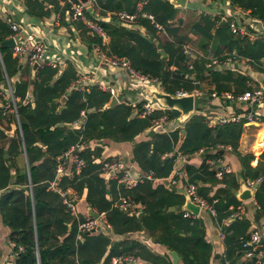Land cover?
Here are the masks:
<instances>
[{
  "label": "trees",
  "instance_id": "1",
  "mask_svg": "<svg viewBox=\"0 0 264 264\" xmlns=\"http://www.w3.org/2000/svg\"><path fill=\"white\" fill-rule=\"evenodd\" d=\"M59 1L61 0H24V6L26 12L34 18L49 17L51 9L49 10L48 5L54 7V12L63 16L66 11L68 12L69 5L60 6ZM228 1L231 6L249 12L250 17L264 22L263 0ZM140 4L142 12L153 16L154 22L162 26V31L169 37V40L162 42L157 36L154 25L147 19L139 21V25L145 29V35L127 30L116 22L111 24L99 21L97 24L102 27L109 39L107 45L102 47L106 55L126 58L133 70L151 79H157L162 90L172 96L178 92L191 94L200 88L199 82L205 80L212 86L211 91L216 95L226 92L238 95L249 89L247 76L232 71L215 70V67L208 70L205 65L209 61L197 56L193 59L184 54L180 24L168 25V21L176 17L178 9L168 1L94 0L95 8L101 16H105L106 13L113 15L121 11L132 14ZM114 19L116 20L115 16ZM80 27L83 35L87 34L86 28ZM191 31L202 39L201 49L205 50L209 43L213 44L215 58L220 63L224 62L226 56L233 52L258 65L264 61V41L262 39L258 38L250 42L245 37L234 35L230 31L229 24L221 23V20L216 17L206 14L199 15L198 21L191 26ZM10 35H12L10 26L0 21V42ZM89 41L92 44L101 45V40L96 35H93ZM156 43L160 45V50L165 56L160 54ZM0 55L7 79L21 68L24 70L22 83L14 85L15 97L23 101L27 95L28 86L30 84L33 86L34 108L32 109L29 103L16 105L20 129L24 131V136L30 126L31 129H36L39 134L47 138L43 143L47 145L49 157L54 159L50 161L54 169L58 164L57 156L62 157L77 144L104 139L114 142H133L137 135L152 128L153 121L163 115H166L168 120L179 116V113L174 110H165V112L156 111L144 118H129L133 111L129 105L119 104L105 108L111 100V95L101 90L98 85H93L88 90L81 87V84L76 88L78 76L71 64H67L60 74L57 66L52 68L45 64L38 72L36 71V79L31 81L28 77V63L12 58V50L2 49ZM189 63L192 69L188 68ZM2 79L0 71V80ZM63 97H66L64 108L57 113V107ZM136 107L137 111L141 112V103ZM25 114H28L30 125H26L23 120L22 116ZM80 120L83 122L78 130L67 129L65 126ZM210 124H212L211 119L197 110V113L191 116L183 126V135L181 130L169 134L157 133L151 142L135 144L133 160L140 170L151 174L154 180H164L173 171L178 156L191 157L202 151L204 157L198 168L186 164L182 170L187 174L189 183L222 185L211 198L208 197L207 190L200 188L199 184L196 185L197 194L200 197L208 202H212L213 199L217 200L214 204L216 220L218 224H222L233 212L230 207L236 208L239 205L233 192L237 190L238 182L233 174L216 170L217 164L210 169L206 161L216 162L221 157L218 153L221 151L219 148L229 147L237 153L242 126L234 123ZM57 125H62V127ZM64 132L66 135L61 141L60 138ZM3 155V153L0 154V169L8 178L9 168L2 166ZM92 155L88 150L77 155L78 158L84 160L85 165L78 176L69 180L70 185L71 187L73 185L78 194L84 188L87 190L86 202L99 213L105 214L106 223L112 233L129 235L142 231L147 239L158 240L161 246L177 253L183 264H209L211 249L205 240L202 221L186 218L182 212L168 211L170 207H180L184 204L181 194L174 193L163 185L151 189L152 181L145 180L134 190L146 185L147 189H150L152 200H139L134 199L131 192H125L114 181L111 184L114 197L108 201L106 199L108 190L97 172L100 166L92 163ZM251 159L250 156L241 158L240 177L243 180H256L260 175L264 177V152L254 168L250 166ZM216 172H222L221 179L216 178ZM52 180L53 177L47 179L48 182ZM48 182L33 188L36 236L30 232L32 222L29 199L26 202H11L8 207L2 205L0 207L3 221L11 230V243L15 247L24 248L23 252L18 253L14 264H110L111 259L117 256H133L149 264H170L168 257L154 254L145 244L135 240L125 239L111 246L105 235L99 234L96 237H85L83 242H77V226L72 225L70 229L68 228L69 219L65 213V207L55 191H47ZM60 184V187L64 189L63 182ZM6 186L7 182L2 188ZM27 190L28 188L25 187L24 190L9 192L4 197V202L6 203L11 196L23 198L24 191ZM116 193L117 195L118 193L128 195L134 203L143 205L142 216L129 215L128 209L120 210L114 206ZM45 199H48L49 203H46ZM254 201L258 208L257 215L263 216L264 179L255 191ZM42 212L48 213V216L41 217ZM62 213L63 216H61ZM53 226H55L54 230H52ZM249 226L248 221L240 218L231 222L229 229L224 231L225 260L230 264H236L238 259L250 249V247L242 246L248 238L245 235ZM109 245V253L101 262ZM14 250L16 251V248ZM259 250L264 252V246L260 245ZM245 261V264H256L255 259Z\"/></svg>",
  "mask_w": 264,
  "mask_h": 264
},
{
  "label": "crops",
  "instance_id": "2",
  "mask_svg": "<svg viewBox=\"0 0 264 264\" xmlns=\"http://www.w3.org/2000/svg\"><path fill=\"white\" fill-rule=\"evenodd\" d=\"M66 4L67 0L59 1L60 6ZM47 7L49 8V10L51 9L50 16L47 18L38 19L30 16L26 12L24 0H0V21L6 23L8 26H10V24L12 23H17L19 24L22 30V35L32 34L36 37L37 40L43 42L46 47L44 62L48 66L51 63L56 64L59 69V74L62 73V71L66 68L67 64H71L74 67L76 75L81 80L82 86L85 89L88 90L91 86L102 83L113 87L116 90V98L118 102L117 105H129L133 109L132 114L129 118H141L138 115L139 112L137 111L136 106L140 103H146L150 99H148V97L140 91V88H138L137 86H133L131 81L124 82L118 71H110L107 67L97 62L95 57V49L98 45L92 44L89 41V39L93 37L92 35L88 33L83 35V31L80 27L83 25L80 22L72 20L70 18V14L67 11L63 16H60V13L53 11L54 7H52L51 5H48ZM138 7H141V4L138 5ZM177 9L178 13L176 17L169 20L168 25L177 26L180 24V29L182 32L181 37L183 38V49L188 52L186 53V56L193 59L196 58V56L199 58H203L206 61L216 59L214 55L213 44L209 43L205 50L201 49L200 46L202 44V39H200L199 36H197L191 31V26L198 21V17L201 14L216 17L221 20V23L230 24L231 22H233L236 24L244 25L249 35L256 37H261L262 35H264V22L258 21L250 17L249 12L231 6L228 0H187L184 9ZM85 13L90 17H88L89 19H92L96 23L99 21L111 24L116 22V20L114 19L115 14L112 15L111 13H106L105 16H101L99 14L98 10L95 8L94 0L92 1L91 6L88 7ZM139 21L140 20H137L136 23L131 25L122 26L125 27L127 30L139 32L140 34L145 35V29L144 27L139 25ZM157 36L162 42H166L167 40H169V37H167V35L163 33V31L157 32ZM9 39H11V35L5 37L3 41ZM247 39L250 42H253L258 38L254 40H250L249 38ZM4 49L12 50L11 48ZM0 50H2V48H0ZM11 57L15 58L13 54L11 55ZM245 60L246 61H243L242 64H226L224 62H221L218 66L215 67V70L216 68H218L217 70L232 71L247 76L249 79L248 90H252V88L264 89V61H262L261 64L258 65L246 58ZM190 63L192 62L190 61ZM243 66H246L248 68L246 70L247 75L243 74L240 71L244 68ZM31 68L32 66L29 65L28 77L31 81H33L34 79H36V76L32 74ZM0 71L3 78L2 80H0V154H4L2 166L9 168L8 178L4 176V171L0 169V207L1 205L3 207H8L11 202H26V200L29 199L31 205L32 222V230L30 232L33 233L34 236H36V219L34 213L33 188L48 182V177H53V180L48 182L50 190L48 187L47 191H53L51 189L52 184H55L56 187L61 188L62 186L60 187V183L63 182L62 185L64 186V190L69 189L76 192V190L73 188V185L71 187L70 181L75 176H78L81 170L78 174L74 173V164L72 163V161L69 160L68 165L65 167V172L63 174H58L56 168L54 169V167L50 163V161H54V159L49 157V155L47 154V145L43 143V141L47 138H44L41 134H39L36 129H31L30 126L28 127L23 136L24 131L22 132V130L20 129V120L17 114V110L16 113L6 111V107H12L13 104L17 105L19 103H22L24 105L29 103L31 105V108L33 109L35 106L32 97L33 86L31 84L28 86L26 91L27 95L25 99L21 101V99L14 96V85L22 83L21 79L23 77V74L25 75L24 70L21 68L7 79L2 62L0 60ZM37 72L35 74H37ZM116 74L119 75L120 82L114 81L113 77ZM198 86L200 88L195 92H199L202 96H194L195 100L200 101V108L195 109L194 114L197 113V110H200L203 115H206L209 119H211L212 124H226L222 123V120H226L228 117H231L233 115L247 112L248 110H251L254 112L255 115L260 116L261 123H259L258 125L256 123L247 124L245 126L240 124L242 126V133L239 139L237 153H234L229 147L219 148V150L223 152L222 155L219 154L221 157L217 159L216 162L211 160L206 161L210 169H212L213 166L217 164L216 170L223 171L227 174H233L236 177L238 182V188L237 190H233V192L235 197L237 198L238 193L240 191V185L242 183L246 184L247 182L255 180H243L240 177L242 170L241 158L250 156L252 158L250 160V166L254 168L257 166L258 162L260 161L261 155L264 152V104L261 106H256L255 108L253 107L254 109L252 110V108L249 109L246 103L244 104V102H225L221 96L222 93L220 95H216L215 92L211 91L212 86L208 84L207 80L199 82ZM191 94H194V92ZM212 94H215L216 96L212 97ZM209 97H211L212 99L207 100ZM63 98L66 99V97ZM205 100L207 101L204 104ZM64 103L59 104L56 111L57 113L63 110ZM60 108L62 109L60 110ZM165 110L168 109L162 108V111L165 112ZM81 115L84 116V113L81 112ZM22 117L26 125H30V122L28 120V114H25ZM176 120L177 118L167 121L164 126L165 133L163 134H169L177 130L182 131L183 126L189 119L183 124H178ZM34 122L35 121L33 120V123ZM82 122L83 120H80L73 124H66L65 126L67 127V129L78 130L82 126ZM57 126L62 127V125ZM151 131L153 132L152 137L149 136V132ZM157 133L161 132L154 131L153 129L151 130V128L147 129L143 133L137 135L134 138L133 142H114L109 139L93 140L87 143L80 144L82 145V150L80 152L85 150L90 151L93 154L91 156L92 163L99 166L105 161L114 158L119 159L124 166V170L128 172L129 176L133 178L141 177L144 174L148 173H144L142 170H140L137 163L133 160V150L135 144L139 142H151L152 138ZM65 135L66 132H64V134L61 136V141L63 140ZM80 152H77L76 155H78ZM203 157L204 154L202 151L191 157L178 156L176 165L174 166L170 176L164 180L153 179L152 183H150L151 189H154L159 185H163L165 188H168L171 191V188L173 186H170V182L172 179H176L179 181L175 188L183 190L185 184L189 183L187 174L182 170L183 166L188 164L198 168L202 164ZM57 158L59 157L57 156ZM82 161L85 165L84 160ZM56 162H59L58 159L56 160ZM97 172L98 176L103 180L104 185L108 190L106 199L110 201L114 197L112 196L111 191V184L112 182H114V180L111 179L109 174H105L104 172H102L101 169H99ZM217 173L219 172H216V174ZM177 174H179V177L177 176ZM221 177L218 179H221ZM20 180H22V182ZM5 182H7V186L5 188H2ZM166 182L168 183V185L165 184ZM197 184L199 183L196 182L194 185L196 186ZM198 186L207 190V195L210 198L215 194L216 190L222 187V185L216 186L209 183L199 184ZM25 187L28 188V190L24 191L23 198L11 196L6 203L4 202V197L8 195L9 192L14 193V191L17 190H24ZM134 188L123 189L125 190V192H131V195L134 199H143L146 201L152 200V197L150 195V189H147L146 185H143L136 190H134ZM257 188L258 186L256 187V189ZM196 189H198L197 186ZM256 189H254L253 191V198L251 201L240 202L237 198V200L239 201V205L236 208L230 207V210L234 211L240 206L244 208V214L241 219H245L250 224L245 236L249 237V233L252 230L260 231V245L264 246V215H257L258 208L256 207V203L254 201V194ZM77 195L79 196V198L76 203V206L79 218L83 219L90 216L88 214V211L90 209L96 214H101L86 202L87 190L85 188L81 191L80 194L77 193ZM181 195L183 196L185 203L186 196L184 193ZM119 197H128L132 201L130 196L122 195L120 193H118L117 195L116 193V200L113 204L114 206ZM44 201L46 203H49L48 199H45ZM134 205L135 206L133 210H129V215H138L139 217H141L143 205H141L140 203H135ZM64 209L65 213L68 215L69 220L67 222V226L70 229L72 225L75 226L77 224V221L73 220L70 217L69 212L66 208ZM185 212L188 211H184L182 213ZM191 215L194 217V219H200L204 225L205 240L210 245L211 249V258L209 264H225L226 262L230 264L229 261L225 260L226 246L224 243V238L221 239L220 234L221 231L224 232L225 230L229 229L230 223L234 222V220L236 219H233L230 216L227 220L223 221L222 224H218L216 220V214L215 216H211L206 211L200 209L197 216H194L193 214ZM255 215H257V218L255 217ZM43 216L47 217L48 213L42 212L41 217ZM61 216H63V213L61 214ZM54 229L55 226L52 227V230ZM10 234L11 230L3 221V214L0 211V264H14V261H12L10 257L12 253V243L10 240ZM99 234L105 235V238L109 240L111 246L116 243L122 242L125 239L141 242L145 244L154 254L168 257V262L170 264H173L171 257L167 253L169 250L161 246L159 243L155 244L154 242L156 240L154 241L151 239H147L145 233L142 231L129 235H116L111 232V228L109 227L107 232L101 231L91 235H86L85 237H96ZM84 238L80 242H83ZM110 245L106 248L105 253L102 256L101 262L108 255ZM124 257L134 258L136 260L135 264H149L133 256ZM114 258L116 257H113L112 259ZM247 259L248 258L241 257L240 259H238L236 264H245V260ZM176 264H183L179 256L178 262Z\"/></svg>",
  "mask_w": 264,
  "mask_h": 264
},
{
  "label": "built area",
  "instance_id": "3",
  "mask_svg": "<svg viewBox=\"0 0 264 264\" xmlns=\"http://www.w3.org/2000/svg\"><path fill=\"white\" fill-rule=\"evenodd\" d=\"M23 1V0H19ZM93 0H89L87 4H81L78 1L74 0H67V4L69 5L68 13L70 14V18L74 21L80 22L88 31L87 33L90 35H96L101 40V45L97 46L95 49V57L98 63L102 64L105 67H110L111 69L118 68V72L120 73L122 79L124 82L131 81L133 86H137L138 88H154L158 85L161 86L160 82L157 79H151L148 76L142 75L135 70H133L130 66L129 61L126 58L123 57H117V56H109L106 55V53L103 51L102 47L106 46L108 43V37L105 33V31L102 29L101 26H99L95 21L92 19H89L86 16V10L89 6H91ZM116 22L120 25H131L137 22V20L140 19H147L151 22V24L154 25V28L157 30V32H160L163 30L162 26L159 24H156L154 22V18L152 15H149L145 12H142L141 7H138L136 12L134 13H127L125 11L117 12L115 15ZM230 31L232 34L249 38L250 40H254L256 38H260L264 41V35L261 37H256L249 35L247 32V29L244 25L236 24L231 22L229 24ZM10 29L12 32L11 38L14 40V46L12 48V54L19 62H25L28 63L30 66H32L35 63H40L39 68H41L43 65H45L44 58H45V44L41 42L40 40H37L36 37L32 34H25L22 35V30L17 23L10 24ZM184 54L188 53L186 50L183 49ZM243 61H246L245 59L239 57L235 53H232L228 56H226V59L224 63L226 64H242ZM248 61V60H247ZM249 62V61H248ZM219 60L211 59L207 64L205 65L206 69L212 70L214 67L219 65ZM49 66L52 68H55L57 65L51 63ZM244 68L240 70L243 74H246V70L248 69L246 66H243ZM189 69H192V66L189 64ZM247 75V74H246ZM82 83L81 80L78 78L76 82V88ZM196 84V83H194ZM99 88L105 92H108L111 97H116V90L113 87H110L109 85L102 83L98 84ZM10 88V86H9ZM175 95L178 96H185L188 95L187 93H176ZM194 96L201 97L202 95L199 92H194ZM215 94H212V97H215ZM223 100L225 102H244L248 106L249 109L255 108L256 106H261L264 104V89L260 88H252V90H247L243 94L235 95L232 92L222 93L221 94ZM150 99V98H148ZM162 110V108L159 106V104L152 99H150L146 103L141 104V112L138 113V115L141 118H144L145 116H149L150 114H153L154 112ZM6 111L15 112L16 113V105L13 104L12 107L7 106ZM168 118L166 116H162L158 120L153 121L152 128L154 131L165 133V124L167 123ZM222 123H235V124H241V125H247V124H253L256 123L257 125L261 123L260 116L255 115L253 111L250 112H243L241 114L233 115L231 117H228L226 120H222ZM82 150V145L77 144L73 146L67 153H65L62 157L58 158V164L56 167V171L58 174H63L65 172V167L68 165L69 160L72 161L74 164V173L78 174L82 167L84 166V163L82 160L77 158L76 153L80 152ZM100 169L105 174H109L111 179L116 181L118 186H122L125 189H132L136 187L138 184L142 183L143 181H152L153 178L151 174H144L141 177H131L129 176L128 172L124 170L123 164L120 162L119 159H111L108 161L103 162L100 165ZM179 177V174H177ZM222 176V173H217L216 177L220 178ZM179 180L172 179L170 182V186L176 187ZM263 181V177L259 176L256 180L247 182L245 185L248 188H251L253 191L256 189L257 186H259ZM51 189L55 191L60 199L64 207L69 212L70 217L77 221V234H76V240L81 241L86 235H91L97 232H107L109 229L108 224L105 220V214L101 213L98 214V217L92 218L91 216H88L86 218H79L77 206L76 203L78 201L79 196L76 192L69 190V189H61L56 187L55 184L51 185ZM50 190V187H49ZM183 190L185 194L190 199L191 203L194 205H197L200 210H204L207 213H209L211 216H215V209L214 204L217 203V200H213L212 202H208L204 199H202L197 194V189L194 184L186 183L183 187ZM135 203L132 202L128 197H119L117 202L115 203V206L121 210H133ZM255 206V204H254ZM244 214V208L242 206L238 207L236 210H234L231 214V218L233 219H240ZM184 217L190 218L193 217L190 213L185 212ZM194 218V217H193ZM225 236V233L221 231L220 237L223 239ZM260 241H261V232L258 230H252L249 233L248 239L243 242L242 246L250 247V249L245 252L243 255L244 258L248 259H255L256 264H264V252L259 250L260 247ZM16 248V251L14 250ZM24 251V248L22 246L15 247L14 244H12V253H11V259L12 261H15V259L18 256V253H21ZM136 260L132 257H124V256H118L114 259H112V262L110 264H135ZM229 264V263H225Z\"/></svg>",
  "mask_w": 264,
  "mask_h": 264
},
{
  "label": "water",
  "instance_id": "4",
  "mask_svg": "<svg viewBox=\"0 0 264 264\" xmlns=\"http://www.w3.org/2000/svg\"><path fill=\"white\" fill-rule=\"evenodd\" d=\"M81 4H87L89 2V0H76ZM168 1L172 6H174L175 8H182L184 9L186 6V2L187 0H166ZM14 46V40L11 38L9 40L3 41L0 43V48L4 49V48H13ZM157 49L159 50L160 54L162 56H165L163 54V52H161L160 50V45L158 43H156ZM25 63V62H23ZM39 64L40 63H35L32 65V74L35 75L36 71L39 69ZM108 70L110 71H118V68H114L111 69L109 66L107 67ZM218 68H216L217 70ZM140 91L142 93H144L148 98L152 99L153 101L157 102L159 104L160 107L164 108V109H168V110H174L176 112L179 113V116L177 117L176 122L178 124H183L185 123L191 116L194 115L195 109H199L200 108V101L199 100H195L194 98V94H188L185 96H178V95H170L165 93L161 86L158 85L154 88H141ZM212 98L209 97L207 100H211ZM65 98H62L60 103L63 104L65 102ZM204 101V104L206 103V101ZM117 98L112 96L111 100L109 102V104H107L105 106V108H111L115 105H117ZM243 105V104H242ZM62 108H60L61 110ZM254 108H252L253 110ZM251 110H248L247 112H250ZM181 134H184V131H181ZM149 136H153V132H149ZM220 155L223 154L222 151L218 152ZM166 185H168V183H165ZM172 192H178L180 194H185V192L182 189H177L175 187L171 188ZM186 199H185V203L183 206L181 207H171L169 209L170 212H184V211H188L191 214H193L194 216H197L199 213V207L197 205H194L193 203H191L190 199L188 198V196L185 194ZM238 200L240 202H248L251 201L253 198V190L248 188L245 183H242L240 185V191L238 193L237 196ZM88 214L92 217V218H97L98 214L92 212V210L90 209L88 211ZM255 217L257 218V215H255ZM263 241V240H262ZM155 244L158 243V241L156 240L154 242ZM168 255L171 257L172 259V263L176 264L178 262V256L175 252L173 251H168L167 252ZM39 264V263H38Z\"/></svg>",
  "mask_w": 264,
  "mask_h": 264
},
{
  "label": "rangeland",
  "instance_id": "5",
  "mask_svg": "<svg viewBox=\"0 0 264 264\" xmlns=\"http://www.w3.org/2000/svg\"><path fill=\"white\" fill-rule=\"evenodd\" d=\"M114 81L115 82H120V77L118 74H116L114 77H113ZM132 92V91H131ZM158 111H162V110H158ZM152 130V129H151Z\"/></svg>",
  "mask_w": 264,
  "mask_h": 264
}]
</instances>
